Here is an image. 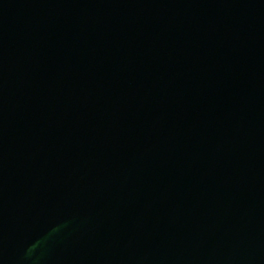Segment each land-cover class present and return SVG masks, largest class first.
Segmentation results:
<instances>
[{
  "label": "water",
  "instance_id": "95a60500",
  "mask_svg": "<svg viewBox=\"0 0 264 264\" xmlns=\"http://www.w3.org/2000/svg\"><path fill=\"white\" fill-rule=\"evenodd\" d=\"M0 264H264V0H0Z\"/></svg>",
  "mask_w": 264,
  "mask_h": 264
}]
</instances>
